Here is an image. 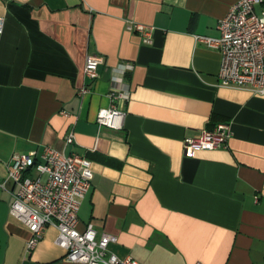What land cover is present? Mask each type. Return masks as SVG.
<instances>
[{
	"label": "crops",
	"instance_id": "1",
	"mask_svg": "<svg viewBox=\"0 0 264 264\" xmlns=\"http://www.w3.org/2000/svg\"><path fill=\"white\" fill-rule=\"evenodd\" d=\"M235 1L0 0V264H84L54 225L24 256L30 231L8 211L12 155L46 145L90 159L77 227L115 235L118 256L264 264V94L218 85V50L195 40L217 37ZM127 21L151 25V42ZM88 54L103 57L91 80ZM110 104L121 128L96 122ZM218 122L230 124L226 146L186 156L183 139Z\"/></svg>",
	"mask_w": 264,
	"mask_h": 264
},
{
	"label": "built area",
	"instance_id": "2",
	"mask_svg": "<svg viewBox=\"0 0 264 264\" xmlns=\"http://www.w3.org/2000/svg\"><path fill=\"white\" fill-rule=\"evenodd\" d=\"M256 6L259 7L256 10ZM4 17L0 15V32ZM125 28L140 34L144 42L152 39V26L127 21ZM219 35H195V40L218 50L220 54L217 82L220 86L246 88L264 94V0H237L218 22ZM103 57L88 54L83 74L86 79L98 76ZM89 91L87 84L77 88V95ZM112 92V96H116ZM119 95L121 93H118ZM62 113L67 114L65 111ZM124 112L114 104L101 107L96 114L98 126L121 128ZM231 134L228 122H218L210 129H202L195 137L183 139V151L192 156L196 150L225 147ZM70 129L64 140L75 142ZM93 171L91 161L76 153H63L46 145L41 151L32 149L12 155L6 181L10 189L9 214L30 231L24 256L32 252L48 225L57 227L56 243L65 249L74 261L84 264H139L131 256L120 257L109 251L108 245L116 236L102 232L97 235L91 222L79 230L80 200L89 192Z\"/></svg>",
	"mask_w": 264,
	"mask_h": 264
},
{
	"label": "rangeland",
	"instance_id": "3",
	"mask_svg": "<svg viewBox=\"0 0 264 264\" xmlns=\"http://www.w3.org/2000/svg\"><path fill=\"white\" fill-rule=\"evenodd\" d=\"M259 9V7L258 6H256V10H258Z\"/></svg>",
	"mask_w": 264,
	"mask_h": 264
}]
</instances>
